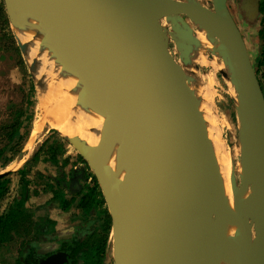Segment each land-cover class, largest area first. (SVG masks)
<instances>
[{
    "label": "water",
    "instance_id": "95a60500",
    "mask_svg": "<svg viewBox=\"0 0 264 264\" xmlns=\"http://www.w3.org/2000/svg\"><path fill=\"white\" fill-rule=\"evenodd\" d=\"M28 1L43 18L59 24L58 48L66 44L91 59L109 86L99 132L86 138L59 134L84 163L74 169L73 187L80 192L88 170L107 205L113 264H206L215 176L180 64L199 73L183 49L194 42L195 26L214 33L225 50L227 76L221 73L233 88L234 150L242 136L252 176L248 193L236 170L230 181L237 264H264V93L251 45L228 0ZM260 1L241 0L250 25L258 23ZM6 5L12 26L7 0ZM16 39L28 58V47ZM260 53L258 45V58ZM30 72L38 96L31 66ZM10 171L0 172V179ZM55 259L44 264H61Z\"/></svg>",
    "mask_w": 264,
    "mask_h": 264
},
{
    "label": "bare ground",
    "instance_id": "6f19581e",
    "mask_svg": "<svg viewBox=\"0 0 264 264\" xmlns=\"http://www.w3.org/2000/svg\"><path fill=\"white\" fill-rule=\"evenodd\" d=\"M7 3L10 14V9L13 10L15 31L23 46L50 56V59H46V64L41 60H34V63L30 64L39 88L41 113L38 123L46 122L61 135L71 138H86L99 132L104 125L109 86L104 82L99 70L91 67L92 60L66 44L63 49H59L60 37L63 35L59 24L43 18L28 0H7ZM9 4L12 7H9ZM197 28L198 31L194 32V42L187 44L183 49L186 58L189 48L192 51L191 56H198V53L202 54L207 50L206 41H209L210 45L214 41L216 54L211 52L205 64L219 65L218 56H222V66L220 63L219 68L223 67L227 76L223 44L208 29L200 25ZM180 66L191 98L192 111L206 142L215 176L213 239H208L207 242L209 251L205 255L206 264H237L232 228L236 200L230 181L233 171L236 170L240 175V187L245 193L249 192L252 176L248 170L246 148L241 136L242 145L236 150L239 158L234 160L230 154L223 133L222 119L216 111L215 79L209 74L199 75L196 71V75H193L191 68L185 69L182 64ZM12 171L13 168L10 172Z\"/></svg>",
    "mask_w": 264,
    "mask_h": 264
},
{
    "label": "rangeland",
    "instance_id": "374dc122",
    "mask_svg": "<svg viewBox=\"0 0 264 264\" xmlns=\"http://www.w3.org/2000/svg\"><path fill=\"white\" fill-rule=\"evenodd\" d=\"M240 3L241 0H228L229 8L235 17L236 22L239 24V26L247 36L249 44L251 45V56L254 65L257 68L259 59V21L257 25L248 24L244 20L243 15L240 11ZM10 6L11 4H9V7ZM10 11L13 23L12 26L6 5V0H0V132L4 131L3 128L11 129V126L15 127L16 124L20 122L22 127L24 126L25 129L21 128L22 134H19L17 138H21V135H28L24 142V145H22L23 149L20 154L16 157V159H14V161H12L6 168L1 170L0 172H6L10 169L12 170V168L14 171L25 168V175L28 181V186L24 207L28 210L29 217L27 218L26 216L21 220V227H28V220L31 217L34 221H40L41 218H47V216H49V218L58 220L61 227L65 229V232H70L69 230L72 229V221L75 217L79 216L80 209L77 210V208L73 206L69 211H67L66 214H63L62 212H60V210H58V208H55L58 207V205H55L57 204V202H53L52 199L54 192L53 188H56L58 186V181L67 182L68 173L64 171L65 169H67L66 166L71 163L70 160H63V156H59L56 163L41 162V164H39L38 162L34 163L32 162L33 160H31L32 157H34L40 150H42L44 143L47 141L43 139L45 133L51 134L54 138V142L65 141L59 134V132H57L56 129L54 130L52 127H50L46 122H43L41 124L38 123L41 113L38 92L39 88L37 86V96L34 79L30 72V64L34 63V60H41L43 64H46V59H50V56L47 53H37V50L30 49V47L28 46H26L28 47L26 49L28 58L24 56L23 51H21L16 39V37H18L19 39V36L15 31V19L12 16L13 10L10 9ZM197 31L198 28L197 26H195L194 30L192 31V35L194 36V38V32ZM206 43L207 50H204L202 54L198 53V56H191L192 51L191 48H189V50H187L186 52V55L191 65H197L199 67V73H196H198L199 75L209 74L215 79L214 88L215 91H217L215 94L216 111H218L220 118L222 119L223 133L225 135L230 154L236 160L238 159V156L236 155L234 149L236 147V144L238 143V127L236 113L233 109V89L231 88L228 80L223 77V74L221 73L223 67L219 68L220 64H205L206 58L211 55V52H214L215 48L213 44L215 43L214 41L213 43H211V45L209 41H206ZM173 47L174 46H172V48ZM176 57L177 59H179V55H177ZM220 57L221 56L219 55L218 61L220 60L222 62ZM220 61L219 63H221ZM188 69H190V67ZM192 70L193 75H196L194 74L195 70L191 69V71ZM32 88L34 90V94H32L31 92ZM32 102H34L33 106L31 105ZM31 113H33V117L29 122V120H27V117ZM65 142L67 143L64 145L65 148L69 147L68 149L71 150L72 155H74V157H79L77 151L72 147V145L67 141ZM34 143L37 145L35 146ZM53 143L50 142V144ZM14 144L16 143L11 144L9 150L5 153V155L8 154V156H12L13 151L11 149ZM6 145H10L9 135L8 137H5L2 133L0 134V149ZM23 151L25 155L19 161L18 158ZM28 153H30L31 155L29 159L31 161L24 163V160L26 159L25 156H27ZM43 156L44 155H42V157ZM82 168H84V165L82 166ZM9 178L11 182L9 183L8 193L2 203L3 207L6 209L10 206L11 200L16 198L18 200H21L22 189L24 188L22 183L23 181L21 182L22 175L13 173ZM84 181L85 183H87L86 179ZM43 206H51V208H48V213L45 211H39V208ZM29 210L32 211V216H30ZM106 210L108 211L107 205H104L102 211ZM92 228L95 231L91 236L90 243L96 247L106 244L107 256L103 264H113L111 230L107 231V228L103 225L101 220L94 222V224L92 223ZM44 235L51 243L55 241L52 231H47V233ZM0 263L4 264L1 261Z\"/></svg>",
    "mask_w": 264,
    "mask_h": 264
},
{
    "label": "flooded vegetation",
    "instance_id": "af4514ba",
    "mask_svg": "<svg viewBox=\"0 0 264 264\" xmlns=\"http://www.w3.org/2000/svg\"><path fill=\"white\" fill-rule=\"evenodd\" d=\"M83 164L81 160L79 166L82 168ZM86 173V175H91L88 170ZM73 176L74 172L68 174L67 178L69 179V183L58 181V186L53 188L54 192L52 196L53 202L56 201L57 204L55 205H58V207L55 208H58L63 214H66L73 206H75L77 210L80 209L79 216L75 217L72 221V229L69 230L70 232H65L60 222L49 218V216H47V218H41L40 221H34L31 217L28 220L29 224L26 228L21 227L22 221L16 222L11 226L12 229L9 230L8 234L10 235L0 244L1 262L4 264H44L48 258L56 257L55 263L61 262V264H103L107 256L106 244L96 247L90 243V239L95 231L92 228V223L94 224V222L101 220L105 226L108 215L102 211V208L106 203L86 215L85 211L80 206L79 200L88 193L84 191V187H86L87 183H85L84 178L81 182L82 188L79 192L76 187H73ZM71 180L73 184L69 186ZM98 192L97 198H103L100 189ZM60 195H62L64 200L73 199L75 197L76 201L68 208L61 206L57 201V197ZM49 207L51 208V206H43L39 208V211L48 213ZM0 208L3 210L1 215L7 212L6 208L3 206ZM29 214L32 216L33 213L31 210H29ZM47 231H52L54 234L55 241L53 243L45 237L44 234H46ZM64 255L66 257H64Z\"/></svg>",
    "mask_w": 264,
    "mask_h": 264
},
{
    "label": "trees",
    "instance_id": "16d2710c",
    "mask_svg": "<svg viewBox=\"0 0 264 264\" xmlns=\"http://www.w3.org/2000/svg\"><path fill=\"white\" fill-rule=\"evenodd\" d=\"M259 12H260V18H259V32H258V39H259V47H260V57L258 59L257 63V75L260 79L261 87L264 93V0L260 1L259 4ZM32 94H34V90L32 88L31 90ZM31 105H34V102L31 103ZM33 117V113H31L28 117L27 120H31ZM9 128H3L4 131L0 132V134H4L5 137H8L9 135V143L10 145H6L0 149V171L6 168L16 157L20 154L22 151L24 145V142L27 138V135H21V138H17L19 134H22V129H25L24 126L22 127L21 123L19 122L16 124L15 127L11 126ZM1 129V130H3ZM24 134V133H23ZM17 141V142H16ZM66 141V140H65ZM65 141L62 142H54L53 144H50L49 140H47L43 147L42 150H40L34 157H32L31 160L32 162L37 163L40 161V158L42 155H44V159L48 162L51 163H56L58 161L59 156H64L67 152L65 148V144H67ZM65 142V143H64ZM16 143L12 146V151L13 154L12 156L5 155V153L9 150V147L11 144ZM80 158V157H79ZM81 159V158H80ZM82 160V159H81ZM16 173L18 175H22L21 182L23 183V189H22V198L21 200L13 199L10 202V206L6 209L7 212H4L2 215L1 213L3 210L0 208V244L2 241H5L7 236L10 235L9 230L12 229V225L16 222H20L23 218L28 215V210L25 209L24 203L26 200L27 196V186H28V181L26 179V173H25V168H21L17 171L10 172L6 176L0 179V207H2V203L8 193V188H9V183L11 182L10 176ZM87 173H85L84 178L86 179L87 184L86 187H84V191H87L88 193L80 199V206L83 208L85 211V214L88 215L91 211H95L96 208H100L102 205L105 204V201L103 198L98 199L97 198V193H99V186L97 184V181L94 177V175L91 173V176H87ZM67 184V183H66ZM68 185V184H67ZM57 201L59 205L64 206V207H70L72 203L76 201L75 197L73 199H63L62 195L57 197ZM99 212V211H97ZM105 214L108 215L105 223V227L107 228V231L111 230V217L108 214V211H104ZM25 220V219H24Z\"/></svg>",
    "mask_w": 264,
    "mask_h": 264
},
{
    "label": "crops",
    "instance_id": "0c3cea01",
    "mask_svg": "<svg viewBox=\"0 0 264 264\" xmlns=\"http://www.w3.org/2000/svg\"><path fill=\"white\" fill-rule=\"evenodd\" d=\"M230 9V8H229ZM244 37H245V39H246V41H247V44H249V42H248V38H247V36L244 34ZM250 45V44H249ZM44 134V133H43ZM43 139H45V141L46 140H49L51 143H53L54 142V138L52 137V135L51 134H48V133H45L44 134V138ZM34 145L36 146L37 144H35L34 143ZM69 148V147H68ZM68 148H66V150H67V152H66V154L63 156V160H70V162L72 163H70L69 165H67L66 166V168L67 169H65V171L64 172H66V173H72V172H74V169L75 168H81L79 165L81 164V159L79 158V157H74V155H72V152H71V150H69ZM30 153H28V155L27 156H25V160H24V163H27L28 161L30 162L31 160H29L30 159ZM70 156V157H69ZM68 158H70V159H68ZM79 159H80V161H79ZM41 162H48V161H46L45 159H44V157H42L41 156V158H40V161H38V163L39 164H41ZM19 167H24V166H19ZM68 173V174H69ZM72 181V180H71ZM73 182V181H72ZM67 183H69V179H67Z\"/></svg>",
    "mask_w": 264,
    "mask_h": 264
}]
</instances>
